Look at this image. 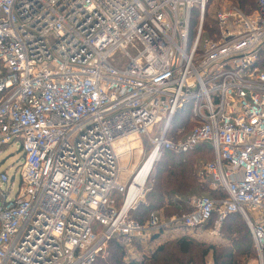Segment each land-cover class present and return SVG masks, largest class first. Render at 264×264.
I'll use <instances>...</instances> for the list:
<instances>
[{"label":"built area","instance_id":"1","mask_svg":"<svg viewBox=\"0 0 264 264\" xmlns=\"http://www.w3.org/2000/svg\"><path fill=\"white\" fill-rule=\"evenodd\" d=\"M207 3L0 0V147L20 142L23 156L13 197L0 173V264H92L114 237L133 246L170 228L195 234L215 213L213 234L243 217L264 264V0L251 14L220 10L212 37ZM186 104L195 125L170 138ZM156 126L159 156L208 143L201 173L227 195L195 196L165 221L132 219L144 189L125 208L139 169L126 182L122 160L128 140Z\"/></svg>","mask_w":264,"mask_h":264},{"label":"trees","instance_id":"2","mask_svg":"<svg viewBox=\"0 0 264 264\" xmlns=\"http://www.w3.org/2000/svg\"><path fill=\"white\" fill-rule=\"evenodd\" d=\"M209 1L213 0H208L206 11ZM232 1L247 14L257 9V0ZM205 18V37H212L217 32L216 19H209L208 12L205 13ZM198 22L199 9H194L191 15V30L195 29ZM191 116L190 104L179 109L171 122L169 137L177 138L191 131L195 125ZM182 130H186L183 135ZM213 159L212 147L208 143L188 153L162 150L153 167V173L151 172L146 200L140 205L141 212L134 213L131 210V218L145 223L152 212L160 213L161 210L168 212L170 218L175 213L190 212L192 206L189 201L195 196L215 199L225 197L226 192L215 188L212 180L201 173L203 165ZM204 192L208 194L202 195ZM217 215L214 214L205 228L213 227ZM244 221L240 214H230L224 219L221 227L222 236L226 240L224 243L201 242L194 235L185 234L173 239L171 243L169 240L159 246L151 257L128 263L124 260L123 243L114 237L92 264H208L207 256L210 253L213 264H247L248 260L255 256V248L251 232Z\"/></svg>","mask_w":264,"mask_h":264},{"label":"rangeland","instance_id":"3","mask_svg":"<svg viewBox=\"0 0 264 264\" xmlns=\"http://www.w3.org/2000/svg\"><path fill=\"white\" fill-rule=\"evenodd\" d=\"M233 5H235V3L232 0H213L211 2L209 1V6L206 12H208L209 14V19L215 20L216 15L220 10L226 9ZM162 125L163 123L160 124L159 127L161 128ZM189 131L187 133H189ZM158 132H159V129H158V126H156L153 129V131L150 132V135H141L140 138H136V140H134L133 138L129 139L130 153H132L133 155L132 157H129V155L124 156L123 157L124 159L122 160L123 165L127 168L125 171V175H124L126 182H127V179L129 180L133 177L134 173L139 169V167L142 165L144 160L148 157V155L154 149V142L150 136H154ZM184 132H186V130ZM184 132L182 130V135L184 134ZM186 134H184L183 136H179L177 138H183ZM134 148H137V149H134ZM133 150H134V153H133ZM200 159H203V158H200ZM22 164H23V156H22L20 142H16V143H12V144L0 147V173L3 171H8L10 177L12 178V182L14 185V190H12L10 197H13L15 195V190L19 186L20 169H21ZM153 167L154 165L152 166V170H153ZM152 170L151 172L153 173ZM152 173L150 175H152ZM149 181H150V176L144 186V193L139 198L132 212L134 213H137V211L141 212L140 205L142 202H145L146 200V193L149 190V185H150ZM201 194L207 195L208 193L204 192ZM123 199H124L123 196L121 195L118 196V202H119L118 205L122 206ZM182 213H185V212H179L175 214H182ZM160 214L162 215V218L164 221L169 219L168 212L161 210ZM245 224L248 227L246 222ZM174 229L175 228L162 230L159 234L154 235L150 239L148 237H145V238H142L141 240H136L133 246L123 244L124 260L128 263L133 260H142L144 258L151 257L153 252L159 246H161L162 244H164L165 242L169 240H171L169 242L171 243L173 242V239L183 235L181 234L180 230L176 229V231H173ZM194 233L195 234H191V235H194L196 239L201 242L216 243V244L226 242L225 238H223L222 236L221 229L218 233L213 234L211 233V227H207V228H203L199 232L195 231ZM254 252H255V256L250 258L247 264H254L255 259H256V251ZM211 257L212 256L210 253L207 256L208 264H213Z\"/></svg>","mask_w":264,"mask_h":264},{"label":"bare ground","instance_id":"4","mask_svg":"<svg viewBox=\"0 0 264 264\" xmlns=\"http://www.w3.org/2000/svg\"><path fill=\"white\" fill-rule=\"evenodd\" d=\"M126 150L127 149H121L122 156L127 154V152H125ZM159 157V152H156L153 149L152 152L148 155V157L144 160L139 170L136 172L134 182L126 196L125 208L129 207L140 196L151 174L152 166L155 165V161H157Z\"/></svg>","mask_w":264,"mask_h":264},{"label":"crops","instance_id":"5","mask_svg":"<svg viewBox=\"0 0 264 264\" xmlns=\"http://www.w3.org/2000/svg\"><path fill=\"white\" fill-rule=\"evenodd\" d=\"M173 231H176V229H174ZM173 231H172V232H173Z\"/></svg>","mask_w":264,"mask_h":264}]
</instances>
